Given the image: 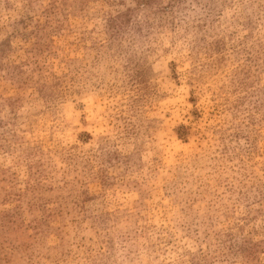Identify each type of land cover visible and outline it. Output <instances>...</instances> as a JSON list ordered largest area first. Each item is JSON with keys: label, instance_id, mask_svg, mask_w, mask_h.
I'll return each mask as SVG.
<instances>
[{"label": "rangeland", "instance_id": "1", "mask_svg": "<svg viewBox=\"0 0 264 264\" xmlns=\"http://www.w3.org/2000/svg\"><path fill=\"white\" fill-rule=\"evenodd\" d=\"M0 264H264V0H0Z\"/></svg>", "mask_w": 264, "mask_h": 264}, {"label": "trees", "instance_id": "2", "mask_svg": "<svg viewBox=\"0 0 264 264\" xmlns=\"http://www.w3.org/2000/svg\"><path fill=\"white\" fill-rule=\"evenodd\" d=\"M147 2V1H146ZM144 3V2H143Z\"/></svg>", "mask_w": 264, "mask_h": 264}]
</instances>
